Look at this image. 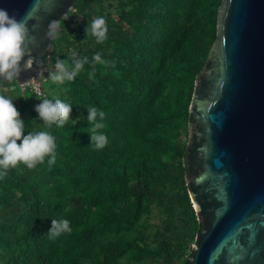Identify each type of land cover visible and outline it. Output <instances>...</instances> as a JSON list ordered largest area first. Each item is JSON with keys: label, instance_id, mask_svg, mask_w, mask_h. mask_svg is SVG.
Returning <instances> with one entry per match:
<instances>
[{"label": "trees", "instance_id": "obj_1", "mask_svg": "<svg viewBox=\"0 0 264 264\" xmlns=\"http://www.w3.org/2000/svg\"><path fill=\"white\" fill-rule=\"evenodd\" d=\"M99 1L75 0L74 12ZM124 1L131 5L125 23L107 25L113 28L103 48L88 41L77 55L63 57L56 50L45 57L69 65L89 60L68 81L66 95L44 97L72 106L63 127L43 128L35 106L44 98L28 90L16 97L22 108L31 100L35 112L21 115L24 134L47 130L55 137L56 163L49 166L46 157L32 169L20 164L0 178V264H130L159 256L162 241L136 250L130 235L152 204L174 218L179 263L190 254L200 225L183 182L184 146L176 135L187 122L193 79L214 39L220 0ZM68 15L60 19L58 35ZM57 41H51L53 49ZM96 53L111 63H96L90 79ZM12 83L0 82V90ZM89 106L105 112L103 149L90 145ZM52 219L69 220L71 233L50 239Z\"/></svg>", "mask_w": 264, "mask_h": 264}, {"label": "water", "instance_id": "obj_2", "mask_svg": "<svg viewBox=\"0 0 264 264\" xmlns=\"http://www.w3.org/2000/svg\"><path fill=\"white\" fill-rule=\"evenodd\" d=\"M74 2L0 0L18 20L31 11L27 47L37 63L14 82L45 63L48 24ZM214 33L187 107L180 159L200 227L179 264H264V0H220Z\"/></svg>", "mask_w": 264, "mask_h": 264}, {"label": "clouds", "instance_id": "obj_3", "mask_svg": "<svg viewBox=\"0 0 264 264\" xmlns=\"http://www.w3.org/2000/svg\"><path fill=\"white\" fill-rule=\"evenodd\" d=\"M74 10V7L68 9L61 20L67 19L68 13ZM30 17L31 11L24 18L18 20L6 9L0 8V82L17 80L21 72L32 70L34 63H37L27 47L35 39L27 27ZM61 20H53L48 24L46 36L49 40L58 38ZM107 33V22L103 16L96 17L85 28L86 36L90 34L97 43H103L107 38ZM25 56H28L27 60H25ZM92 60L90 79L94 77L96 63L105 66L111 63L102 59L99 53H96ZM87 63H89L88 57L74 59L71 65L66 60L58 58L55 64L56 71L49 73V79L54 83L61 84L65 81L71 82ZM13 101L5 95H0V178L20 164L32 169L37 164L43 163L46 157L49 158L47 161L49 166L56 163L55 137L47 130L32 131L25 135V122ZM40 101L41 103L35 106V111L38 113V118L42 121L44 129H51L53 125L63 127L70 120L72 112L70 104L59 98L54 100L44 98ZM87 112V121L91 127L86 132L90 134V145L94 144L96 149H103L108 143V138L99 130L105 127L103 123L105 112L94 106H89ZM73 123L75 124L76 121ZM69 210L70 207L65 209L66 212ZM71 231L69 220L52 219L47 235L50 239H54L63 233L70 234Z\"/></svg>", "mask_w": 264, "mask_h": 264}, {"label": "rangeland", "instance_id": "obj_4", "mask_svg": "<svg viewBox=\"0 0 264 264\" xmlns=\"http://www.w3.org/2000/svg\"><path fill=\"white\" fill-rule=\"evenodd\" d=\"M130 8L131 5L124 0H101L99 2H92L86 7H82L79 11H72L71 18L67 21V25L63 30L62 35H58V41L56 42L57 44L55 45V48L53 49L52 47L48 55H50L52 51L54 53L56 50H59L63 57L77 55V49L81 43H88V41L89 43L96 42L93 36L90 34L86 36L85 34V28L88 26V23L90 24L96 17L103 16L107 25L118 22L123 24L125 23L123 20L129 13ZM109 28H113V26H110ZM103 46L104 42L101 43V48H103ZM108 47L110 48L111 44H109ZM56 60L57 59L51 60L48 56L47 61L44 64L46 74L44 75L45 80L41 84V89L44 94L42 98L45 96L55 97L59 95H66L69 90L68 81L61 84L54 83L49 79V73L56 71ZM61 60L66 59L63 58ZM3 90H6L9 93L4 92ZM3 90H0V95H5L6 97L14 100L13 103L21 115L29 113L35 114V112H33V104L31 100H29L23 108L19 105L16 97L17 95H22V93H18L15 90ZM186 138L187 131L185 124L180 126L178 129L176 140L181 146H184ZM164 224L167 226H164ZM174 225L175 222L173 216L167 215L162 210L161 206H156L154 204L148 205L139 222L130 231V235L134 238L136 250H140L143 245L152 249L157 245V243L162 241L160 244V255L142 258L135 261L131 260L130 264H178L179 260L175 254L178 244L175 237L176 233L172 230V226ZM191 245L192 244H190L189 247H191Z\"/></svg>", "mask_w": 264, "mask_h": 264}, {"label": "built area", "instance_id": "obj_5", "mask_svg": "<svg viewBox=\"0 0 264 264\" xmlns=\"http://www.w3.org/2000/svg\"><path fill=\"white\" fill-rule=\"evenodd\" d=\"M46 74V69L44 64L39 68L38 72L30 77L28 80L22 83H12L6 87L7 90H15L19 93H23L25 90L31 92L36 98H41L44 96L41 84L44 82Z\"/></svg>", "mask_w": 264, "mask_h": 264}]
</instances>
